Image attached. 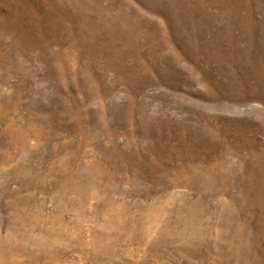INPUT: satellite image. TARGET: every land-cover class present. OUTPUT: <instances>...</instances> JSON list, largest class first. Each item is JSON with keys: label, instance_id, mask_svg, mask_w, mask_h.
I'll return each mask as SVG.
<instances>
[{"label": "rangeland", "instance_id": "rangeland-1", "mask_svg": "<svg viewBox=\"0 0 264 264\" xmlns=\"http://www.w3.org/2000/svg\"><path fill=\"white\" fill-rule=\"evenodd\" d=\"M9 235L8 264H264V0H0Z\"/></svg>", "mask_w": 264, "mask_h": 264}, {"label": "bare ground", "instance_id": "bare-ground-1", "mask_svg": "<svg viewBox=\"0 0 264 264\" xmlns=\"http://www.w3.org/2000/svg\"><path fill=\"white\" fill-rule=\"evenodd\" d=\"M24 220L21 221L20 227L24 225ZM20 223V221H19ZM15 231V229H14ZM19 237V238H18ZM20 239V240H19ZM23 239L20 236H16L15 240L14 237L9 235L8 237L4 238L1 236L0 238V264H8V255L14 253L11 249L15 248V250H21L20 252L25 250ZM32 242L35 248L39 245L40 240L38 234H34L32 236Z\"/></svg>", "mask_w": 264, "mask_h": 264}]
</instances>
